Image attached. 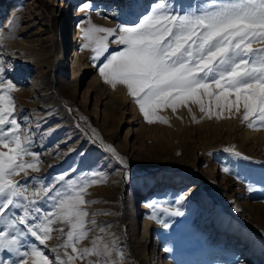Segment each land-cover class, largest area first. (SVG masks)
<instances>
[{"label": "rangeland", "instance_id": "rangeland-1", "mask_svg": "<svg viewBox=\"0 0 264 264\" xmlns=\"http://www.w3.org/2000/svg\"><path fill=\"white\" fill-rule=\"evenodd\" d=\"M36 1L41 2L42 8L49 12L48 0ZM97 1L101 2L102 0H95V3ZM197 2L198 0H170L171 6L177 13L189 10L190 6L197 4ZM137 5L140 11L137 14L136 22H138L140 16L147 14L152 6L151 2L149 4L144 0H138ZM86 16L81 17L83 24L77 32L79 34V47L82 53L86 52L92 57L91 48L85 49L82 46L85 43L82 29L89 26L88 22H86ZM71 18L68 17L67 21L68 25L70 24L69 30L73 32V29L77 27V22L74 26ZM92 25L110 29H117L119 26L117 24L111 26L98 21L92 22ZM0 28H2V21H0ZM69 35L71 38V34ZM99 35L102 36L104 34L100 33ZM67 37L66 41L68 44L66 49L63 48L62 53L56 50L53 53L54 78H56L58 64L65 62V57L67 59V56H69L71 43H69V36ZM52 39L55 42V37ZM122 47L109 42V52L105 56L121 50ZM251 47L253 49L264 48V43H253ZM42 56L45 60L47 59L46 55ZM1 58L3 57L0 55V61L3 60ZM2 62H4V65L6 64L5 61ZM103 62H105L104 58H101L100 61L90 59L86 64H83L82 61V63L77 65L76 76L73 81L80 82L78 93H81L82 87L87 86L89 88L93 86L95 89L101 87L111 92L113 102H118L124 98L122 100H126L125 102L133 103V114L136 115L138 125H141L136 134V148L130 151H125L122 148V145L127 141L123 136L127 126H123L119 130L118 126L129 125L122 124L123 121L132 119L127 114V110L123 111L117 104L111 108L106 106L104 108L106 114L105 123L102 125L100 123L97 124L94 122L93 116L95 114L94 110H99V105L93 108L91 105L92 98L87 110H84L76 103L71 85H57L55 83L56 103L65 111L68 117L66 119L68 120L61 115L59 109H54L52 120L39 124L38 127L33 126L34 129L27 127L28 122L20 121L22 125L20 130L21 139L23 140L28 130H31L29 138L33 140L32 151L39 154V163H37L36 171L26 168L19 174L12 176L11 179L26 183L28 190L24 195L33 201H37L36 207L41 208L43 212H47L56 211V209L49 207L50 202L47 199L42 200V197L46 195L42 190L45 185L52 186L56 184L61 186L58 183V178L61 175L79 180L87 174L88 180L84 200L88 201V203L81 207L89 213L85 217V228L88 231L87 235L76 244V247L81 250L92 248L95 241L97 247L102 248L103 245L108 244L109 247L118 249L123 256L118 258L116 253L113 252L112 256L108 258L89 255L84 259L77 258L73 261H68L65 252L70 255L75 254L72 253L70 247L66 249L59 247V245L67 239V231L69 229L61 219H55V222L51 225L52 238L46 240L44 245H39L38 242H35L48 255L50 264H56L57 255L64 260L65 264H113V262L114 264H125V259L129 257L132 258V264H139L138 261L133 259V251L130 246L131 237L128 232L129 225L126 220L129 218L135 200L137 199L138 204L141 203V197L144 192L140 193L139 197H137V192L140 189H144V191L151 190L154 186L153 184L149 185L151 182H162L164 184L166 182H175L177 179L182 178L178 182L180 184L183 183L181 186H186L189 183H186L184 178H193L205 192L206 197L212 201L211 205L215 208L216 206H221L225 213L230 214L243 223L245 221L239 212L231 211L229 204L224 202L223 194L225 190L220 189L222 186L218 187L222 183L220 180L221 176L225 175L230 181L242 184L243 187L246 186V189H249V187L253 189L249 191L247 199L249 202L258 203L263 210H257L249 214V221L261 223L264 227V134L262 132L264 128H249L247 126L253 118L250 117L249 121L243 120L245 111L243 103L241 102L239 105V110L233 107L231 111L224 109L221 113V109L216 106L212 98L204 96L201 91L200 95L204 107L206 109L211 107L212 109L210 118L207 114L200 111L199 104L188 101L186 105H178L175 111L168 107L158 110L156 115L166 122L154 119L152 123H148L139 111V106L128 95L125 85L117 83L113 87L111 84L104 82L98 68V65ZM46 63L48 62L46 61ZM5 76L7 80H11L16 85V88L10 93L14 98L16 114L18 116H28L32 120V117L38 113L39 109L34 106H29L26 109H20L19 107V101L23 98L20 91L29 88L28 83H20V79L18 77L14 78L13 73L8 70H6ZM211 90H216L214 85ZM229 98L235 100L234 96ZM216 113H221L219 118H217ZM68 121L74 123V125L68 124ZM48 122L55 124L59 132L57 131L53 135L43 134L39 137L36 132H44L45 128L50 126ZM243 129L248 131L247 141L250 144H257V147L259 145L260 147L258 148H261V151L252 154L249 152L250 150L238 148L242 144ZM74 133L76 135L80 133L77 137H82V142L75 144L76 136L72 138ZM62 138H65L66 141L63 146L57 148V142ZM40 142L44 143V145L39 146ZM225 149L239 152L242 156L248 157V159H237ZM0 151H7V149L0 147ZM196 157H199L200 161L198 163H195L194 159ZM22 159L26 164L35 162L32 156H23ZM255 160L259 164L255 163ZM201 165L205 168L203 173L199 169ZM224 168L230 169V172L226 173L223 170ZM111 171L122 172L119 192L110 189L105 182L106 177H103ZM93 179L99 182L92 183ZM80 182L84 183L85 181L81 180ZM94 189L97 193L95 192L96 195L92 197L91 192H94ZM64 190L66 191L67 189L65 188ZM179 190L181 189L171 191L162 188L159 190L160 192L158 191L155 194H146V214L149 218L153 215L159 217V220L150 219L156 223L155 234L170 249L171 258H175L178 264H235L226 260L225 256L228 257V254L225 255V251L221 253L217 249L219 248L218 244L216 250H214L216 252L212 251L213 247L211 242L208 241L209 237H206L212 226L224 228L219 216L215 211L211 216L206 215L204 218L207 222L205 230L196 226L193 223L196 217V205L193 203L186 205L184 201L179 205L175 203L176 199L181 196ZM23 202L27 203V201ZM152 203H159L167 207L169 211L179 208L183 215L171 216L167 213H162L158 209L154 210L150 207ZM8 215L11 216L12 213L9 212ZM102 215L110 216V220H103ZM244 217L247 216L245 215ZM92 221H95V224L91 223ZM165 223L168 225L167 228L164 227ZM243 224L246 229L249 228L264 237V233L253 226L248 223ZM2 228L3 225H0V229ZM61 229H63V233L60 231ZM33 242L34 238L27 239L24 241L25 247ZM172 255L175 256L173 257ZM229 256L231 255L229 254ZM0 259L7 262L16 259V257H12L6 252H0ZM27 259L29 264H31V257L29 256Z\"/></svg>", "mask_w": 264, "mask_h": 264}, {"label": "snow or ice", "instance_id": "snow-or-ice-1", "mask_svg": "<svg viewBox=\"0 0 264 264\" xmlns=\"http://www.w3.org/2000/svg\"><path fill=\"white\" fill-rule=\"evenodd\" d=\"M137 4L138 0H130L129 15H135ZM84 8L89 9L90 4L86 3ZM82 34L85 41L82 46L91 48V59H105L98 65L104 82L113 87L117 83L125 85L148 123L154 119L166 122L156 115L158 110L168 107L175 111L178 105H186L188 101L199 104L200 111L210 118L212 109L204 107L202 91L204 96L212 98L221 113L233 107L239 110L242 102L243 120L253 118L247 126L264 128V48L251 47L253 43H264V0H198L189 10L179 13L170 0H155L151 10L134 24H122L117 29L89 24ZM5 38L11 37L0 40ZM109 42L123 47L105 56ZM5 72L4 62L0 61V147L7 149L0 151V225H3L0 252L16 259L7 262L0 259V264H29V256L31 264H50L48 255L35 242L44 245L52 238L51 225L55 219H61L69 229L67 239L59 245L70 247L75 254L65 252L68 261L89 255L108 258L113 252L122 258L123 254L108 244L100 248L94 241L92 248L76 247L88 231L85 217L89 213L81 207L88 203L84 200L87 174L79 180L61 175L58 178L61 186L45 185L42 190L46 195L42 200L47 199L49 207L56 209L47 212L36 207L37 201L24 195L28 190L26 183L11 179L26 168L36 171L39 154L32 151L31 130L21 139L20 121L27 122L29 117L16 114L10 94L16 85L6 79ZM213 85L215 91L211 90ZM221 113H216L217 118ZM225 151L237 159H248L239 152ZM23 156H32L35 162L26 164ZM223 170L230 172L228 168ZM184 199L180 196L175 203L179 205ZM150 207L171 216L183 215L179 208L169 211L159 203ZM150 218L159 220L155 215ZM164 227L168 225L165 223ZM60 231L63 233V229ZM29 238H34V242L25 247L24 241ZM56 264H65L59 255Z\"/></svg>", "mask_w": 264, "mask_h": 264}, {"label": "bare ground", "instance_id": "bare-ground-1", "mask_svg": "<svg viewBox=\"0 0 264 264\" xmlns=\"http://www.w3.org/2000/svg\"><path fill=\"white\" fill-rule=\"evenodd\" d=\"M144 1L149 4L151 2V5L155 2V0ZM129 2L130 0H102L101 2L97 1V3H95V0H59L58 3V0H48L49 12H47L42 8L41 2H37L36 0H0V21H2L0 37H11L0 40V55L3 57L1 59L6 63L4 68L13 73L14 78L18 77L20 83H28L29 85V88L20 91L23 97L19 101L20 109H26L29 106H34L39 109L38 113L32 117V120L29 119L27 121V127L34 129L33 126L38 127L39 124L50 121V119L52 120L54 109H59L61 115L65 119L68 118L65 111L56 103L57 96L54 84L71 85L75 94V101L82 109L87 110L91 98L93 108L99 105V110H94L95 114L93 116L94 122L97 124L100 123L102 125L105 123L106 114L104 108L106 106L111 108L117 104L123 111L127 110V114L132 119L123 121L122 124L129 125L118 126V130L123 126H127L123 132V136L127 141L122 145V148L125 151L136 148V134L141 125H138L136 115L133 114V103L125 102L126 100H122L124 98L118 102H113L111 92L101 87L99 89H95L93 86L89 88L87 86L82 87L81 93H78L80 82L73 81L76 76L77 65L82 63V61L83 64H86L91 59V55L86 52L82 53L79 47V34L77 32L83 24L81 17L87 15L85 17L87 19L86 22L90 25L94 21L111 26L115 24L131 25L136 23L137 14L140 9L136 8L135 15H129ZM86 3L90 4L89 9L84 8ZM68 17H72L74 26L77 22V27L76 29L73 27V32L69 30L70 24L68 25ZM69 34H71V38ZM67 36H69V43H71L69 56H67V59L65 57V62L63 61L58 64L56 78H54L53 53L55 50L62 53L63 48L66 49V45L68 44L66 41ZM53 37H55V42L52 39ZM42 55H46L47 59L45 60ZM68 124L74 125L70 121H68ZM49 125L45 128L46 130L44 132H35L37 135L39 134V137L43 134L53 135V133L59 132L55 124H51L50 122ZM242 131V144L238 148L250 150L249 152L252 154L261 151V148H258L260 147L259 145L257 147V144H250L247 141L246 136L248 131L246 129ZM262 132L264 134V131ZM77 135H80V133H77ZM77 135L74 133L72 136V138L76 136L75 144L80 141L82 142V137H77ZM65 141V138L60 139L57 142V148L63 146ZM40 145H44V143L40 142ZM194 160L195 163L200 161L199 157H196ZM254 162L259 164L257 160ZM199 169H201V173L205 171L202 165ZM121 174V171H111L108 172V175L103 176L106 177L105 182L107 186L115 192H119L120 190ZM181 179L179 178L175 182H166L164 184L162 182H151L149 185H154L151 190L144 191V189H140L137 192V197L140 196V193L144 192L141 197V203L138 204L137 199L135 200L129 218L126 220L129 225L128 232L131 237L130 246L133 251V259L138 261L139 264H178L175 258H171L170 249L155 234L156 223L146 214V194H155L160 189L165 188V190L169 189L171 191L181 189L179 192L181 196L185 197L183 200L185 204L193 203L196 205V217L195 222H193L196 226L202 229L206 228L207 222L204 218L206 215H213L214 211L219 216L224 228L221 229V227L212 226L206 235L207 238L209 237L208 241L211 242L213 247L212 251L216 250L218 244L219 248L217 249L221 253L225 251V255L228 254V257L224 256L230 263L234 262L237 264V261H240L242 264H264V237L251 231L249 228L246 229V226L243 224L248 223L264 233V227L261 223L249 221V214L257 210H263V208L258 203L249 202L247 199L249 190L245 188L246 186L243 187L242 184L230 181L225 175L223 177L221 176V185L218 186L216 184L218 187L222 186L220 189L225 190L223 194L224 202L229 204L230 210L235 213L239 212L245 221L241 223L230 214L225 213L221 206H216L215 208L211 205L212 201L206 197L205 192L196 183L195 179L185 177V182L189 183L186 186H181L183 183L180 184L178 182ZM95 189L94 192H91L92 197L96 195L95 192L97 193ZM245 215L247 217H244ZM102 219L109 221L110 216L102 215ZM151 241L152 243H150ZM165 249H169V251L166 252ZM172 256L174 257L175 255ZM125 264H132V258H126Z\"/></svg>", "mask_w": 264, "mask_h": 264}]
</instances>
